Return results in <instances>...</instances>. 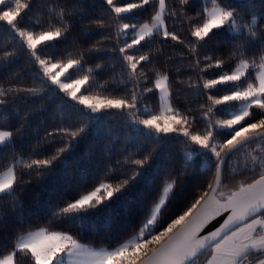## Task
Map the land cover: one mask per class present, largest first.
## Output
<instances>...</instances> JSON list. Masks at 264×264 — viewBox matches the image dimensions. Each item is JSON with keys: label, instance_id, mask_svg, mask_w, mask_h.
Segmentation results:
<instances>
[{"label": "trees", "instance_id": "obj_1", "mask_svg": "<svg viewBox=\"0 0 264 264\" xmlns=\"http://www.w3.org/2000/svg\"><path fill=\"white\" fill-rule=\"evenodd\" d=\"M125 2L139 3L140 0H121V4ZM166 4L168 12L175 11L176 15L166 16L165 26L178 39L173 40L170 36L166 38L161 32L151 40L141 41L140 45L127 50L129 55L135 57L143 54L150 57V62L138 65V70L142 68L147 79L140 82L137 91L151 88L157 73L166 74L169 77L173 109L189 117L188 124L183 127L203 133L206 120L202 113L211 105L208 97L227 94L226 86L205 89L204 82L217 79L221 72H230L235 67V61L229 58L244 40L235 39L234 34L226 29H214L205 38L206 43H195L196 37L191 36L192 26L203 22L205 4L202 0H188L185 4L179 0H166ZM221 5L245 11V19H248L252 13L261 10L264 0H221ZM54 7L57 11L60 7L67 8L70 14H66L65 19L71 26L70 31L66 40L49 42L54 47L40 52L41 58H51L55 62L57 59L66 60L69 53L74 56L83 54V68L94 70L90 79L92 87L84 86L83 94L100 99L130 98L134 82L128 80L127 62L123 60L119 49L124 47L125 42L131 43L132 30H126L127 35H117L118 25L112 19L115 13L110 11L104 0H32L26 20L18 27L36 32L43 30L49 22L55 23L49 16V9ZM158 7V3H152L133 9L119 23L138 26L150 23ZM99 20H103L104 27L98 26ZM260 24L264 27V20ZM247 51L249 58L256 56L258 59V47H250ZM7 52H13L14 55L5 58ZM28 52L27 45L9 30L6 22H0V85L5 89L35 87L41 90L36 96L28 92H12L3 97L5 103L0 105V114L5 119L0 120V129L11 131L13 137L10 144L0 151V171L6 170L19 157L43 159L50 158L60 148L67 147L68 151L53 163L50 172L39 177L35 172L29 175L28 170L22 167L17 169L16 196L19 205L13 209L10 201H4L0 206V213L4 214L3 221H0V257L12 250L20 234L47 226L50 214L57 205L63 206L78 198L81 193L91 191L102 181L115 184L129 178L138 169L130 161L143 159L149 154L150 159L143 169H139L142 174L128 186L131 189L129 194L113 204L110 211L90 215L83 223L55 222L52 229L70 232L82 243L96 248H111L138 231L166 181L174 179L176 185L159 221V230L167 227L197 200L200 203L196 208L204 201L208 196L204 193L211 192L208 185L211 183L215 186L216 168L211 163L215 161L214 156L194 153L193 160L186 163L187 151L204 150L192 144L182 132L161 133L159 136L147 134L143 125L133 123L135 116L130 115L129 110L102 109L92 113L77 100H72L66 92L60 91L47 77H43L39 64L34 62ZM205 57H211V60ZM217 60L224 61L219 68L215 66ZM98 64L102 69L96 68ZM82 75L74 69L71 71L72 79ZM41 77L47 82L46 85L42 83ZM146 106L153 113L159 111L158 90L142 95L137 104L138 111H132L136 112V116L146 118L143 112ZM216 117L226 118L219 111ZM82 126L85 131L75 138L56 131L59 128L76 130ZM49 133L52 135L49 136ZM226 139L230 137L216 136L219 142ZM246 151L250 149L233 153L224 167L223 183L226 187L221 190L225 196L230 194V190H238L240 181L247 179L251 182V178L258 177L259 170L256 173L243 170L248 159ZM126 160L129 162L126 163ZM21 217L23 225L20 223ZM209 252L201 256L197 264H205V255Z\"/></svg>", "mask_w": 264, "mask_h": 264}, {"label": "snow or ice", "instance_id": "obj_2", "mask_svg": "<svg viewBox=\"0 0 264 264\" xmlns=\"http://www.w3.org/2000/svg\"><path fill=\"white\" fill-rule=\"evenodd\" d=\"M104 2L109 6L110 11L115 13L112 19L118 25L117 35H127L126 30H132L131 43L125 42L124 47L119 49L123 54V60L127 62L128 80L134 82L130 98L100 99L98 96L83 93L77 96L80 86L92 87L90 79L93 77L94 70L83 68V54L74 56L73 53H69L66 60L57 59L55 62L51 58H41L40 52L54 47L49 42L67 39L71 27L65 19L66 14H70L67 8L60 7L58 11L55 7L50 8L49 16L55 20V23L49 22L46 28L36 32L18 27V24L26 20L28 11L32 7V0L27 2L0 0V22H6L9 30L27 45L28 55L39 64L43 77H47V80L57 85L60 91L66 92L72 100H77L92 113L100 112L102 109L129 110L130 115L135 116L133 123L143 125L147 134L155 133L159 136L161 133L167 135L182 132L192 144L204 150L197 152L193 149L188 152L186 163L193 160L194 153L214 156L215 161L211 163H214L216 168L215 186L210 183L208 187L214 194L218 192L220 199H217L215 195L210 197L211 204L215 205L212 215L205 213L203 218L194 225L186 226L178 241L171 239L173 230L186 220L200 200L167 224V227L159 230V221L174 194L176 185L174 179L165 182L138 231L114 247L96 248L82 243L70 232L52 229L55 222L83 223L89 219L90 215L110 211L113 204L129 194L131 189L128 186L142 174L139 169H143L148 162L149 154L143 159L130 161L137 165L138 169L134 170L129 178L115 184L102 181L91 191L81 193L78 198L68 201L63 206L57 205L56 210L50 214L47 226L32 229L17 236L12 250L0 257V264H197L198 259L209 251L211 259L207 264H264V27L260 24V21L264 20V6L258 13H253L245 19L236 9L222 6L221 0H202L205 4L203 22L193 25L191 30V36L196 37L195 43L201 41L206 43L205 38L209 37V33H212L214 29H226L230 34H234L235 39L243 38L244 42L237 46L229 58L235 61V67L230 72H221L217 79L204 82L205 89H213L217 85L226 86L227 94L220 97H208L211 105L202 113L206 124L201 133L200 131L192 132L187 127H183L188 124L189 117L182 116L178 110L173 109L169 77L166 74L157 73L151 88L145 87L137 91L140 82L147 79L143 69L138 70V65L141 62H150V57L147 54L135 57L127 53L128 49L140 45L141 41L151 40L161 32L164 37L170 36L173 40H177L176 34L170 33L165 26V17L175 16L176 12H168L166 0H140L139 3L125 2L123 4L121 0H104ZM179 2L185 4L188 0H179ZM152 3H158L159 7L150 23L146 22L139 26L119 23L120 20L127 18V14H130L133 9H140ZM238 21L243 22L238 23ZM97 24L104 27L103 20L97 21ZM38 46L42 47L38 49ZM250 47H258V59L256 56L248 57L247 49ZM13 55V52L4 54L5 58ZM205 59L211 60V57H205ZM223 64V60L215 62L217 68ZM57 68L59 71H53ZM96 68L102 69V66L98 64ZM69 69H74L83 75L72 80L71 74H66ZM200 71L203 72L205 69ZM61 75H64V80L58 79ZM43 77L41 81L46 85L47 82L43 80ZM69 80L75 85L74 88H70L69 83L66 82ZM153 90L159 92V111L153 113L151 108L146 106L143 109L146 118L136 116V112L132 110L138 111L139 99ZM40 91L35 87L5 89L3 85H0V105L5 103L3 97L12 92H28L36 96ZM218 111L226 118H217ZM256 117L259 119H255ZM2 119L5 117L0 114V120ZM174 125H181V127ZM56 131L75 138L85 131V127H79L76 130L59 128ZM48 135L51 136L52 133ZM217 135H225L230 139L219 142L216 140ZM12 137L11 131L0 129V151L10 144ZM248 149L250 151H246L248 159L243 165V170L253 173L259 170L258 177L251 178V182L247 179L240 181L238 190H230V194L225 196L221 190L226 187L223 183L224 167L233 153ZM67 151V147L60 148L50 158L43 159L19 157L6 170L0 171V206L4 201H10L13 209L19 205L16 196L18 168L27 169L29 175L35 172L39 177L50 172L53 163ZM233 172H236L235 168ZM204 195L207 196L208 193L205 192ZM224 212H230L224 223L209 235L199 237L198 234L203 226L214 216ZM3 219L4 214L0 213V221ZM20 223L24 224L22 217Z\"/></svg>", "mask_w": 264, "mask_h": 264}, {"label": "water", "instance_id": "obj_3", "mask_svg": "<svg viewBox=\"0 0 264 264\" xmlns=\"http://www.w3.org/2000/svg\"><path fill=\"white\" fill-rule=\"evenodd\" d=\"M216 196L217 199H220L217 193H213L212 190L208 194V196L204 199V201L195 209V211L190 214L188 219L173 233L171 234V239L174 241H178L185 230V227L188 225H194L198 220L203 218L204 214L212 215L215 205L211 204L210 197ZM223 202V200H221ZM230 215V212H224L220 215L214 216L210 219L199 232V237H203L209 235L211 232L215 231L217 228L224 223V220ZM167 242V241H165Z\"/></svg>", "mask_w": 264, "mask_h": 264}, {"label": "rangeland", "instance_id": "obj_4", "mask_svg": "<svg viewBox=\"0 0 264 264\" xmlns=\"http://www.w3.org/2000/svg\"><path fill=\"white\" fill-rule=\"evenodd\" d=\"M223 6V5H222ZM224 7H226V6H224ZM239 13H241L244 17L246 16V12L245 11H241V10H237ZM253 14V13H252ZM251 14V15H252ZM247 19V18H246ZM243 21H238V23H242ZM139 29L137 28V31H138ZM210 34V33H209ZM39 47V46H38ZM53 71H59V68H57V69H54ZM71 71H72V69H69L68 70V73H66V74H71ZM72 77V76H71ZM58 79H60V80H64V75H61L60 77H58ZM75 79H77V78H73L72 80H75ZM51 82V81H50ZM67 83H69V85H70V88H74L75 87V85H73L72 83H71V80H69V81H66ZM55 86H57V85H55ZM58 87V86H57ZM83 90H84V85H82V86H80V89H79V91L77 92V96H79L81 93H83ZM71 97V96H70ZM239 106V105H238ZM237 106V107H238ZM188 152H190V151H187L186 152V154L188 153ZM206 257H207V261H206V263L205 264H207V262H208V260H210L211 259V252H209L207 255H205ZM204 256V257H205ZM205 257V258H206Z\"/></svg>", "mask_w": 264, "mask_h": 264}]
</instances>
